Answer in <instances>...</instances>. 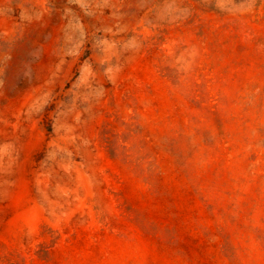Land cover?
I'll return each mask as SVG.
<instances>
[{"label":"rangeland","instance_id":"rangeland-1","mask_svg":"<svg viewBox=\"0 0 264 264\" xmlns=\"http://www.w3.org/2000/svg\"><path fill=\"white\" fill-rule=\"evenodd\" d=\"M0 264H264V0H0Z\"/></svg>","mask_w":264,"mask_h":264}]
</instances>
